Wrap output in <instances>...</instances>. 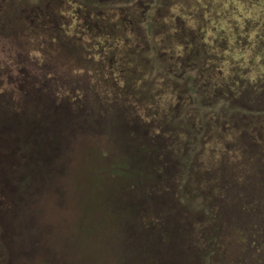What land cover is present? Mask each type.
I'll use <instances>...</instances> for the list:
<instances>
[{
    "label": "rangeland",
    "instance_id": "rangeland-1",
    "mask_svg": "<svg viewBox=\"0 0 264 264\" xmlns=\"http://www.w3.org/2000/svg\"><path fill=\"white\" fill-rule=\"evenodd\" d=\"M180 188L264 264V0H0V264L183 263Z\"/></svg>",
    "mask_w": 264,
    "mask_h": 264
},
{
    "label": "trees",
    "instance_id": "trees-1",
    "mask_svg": "<svg viewBox=\"0 0 264 264\" xmlns=\"http://www.w3.org/2000/svg\"><path fill=\"white\" fill-rule=\"evenodd\" d=\"M210 178H211L210 176H206V177L203 176L201 178L202 183L204 184L203 186L206 189V191L209 189L215 190L218 197H221V200H223L224 196L227 197L228 204L230 203L231 207L234 209V212L236 211L238 212V209H237L239 208V206H237L238 200L235 199L234 193L231 192L230 189L226 188L225 180L222 179L217 185L216 184L217 181L215 179L213 182L214 183L213 185V184H210V182L213 180ZM217 186H219V188ZM177 199H178V203L182 205L183 207L182 209L184 210L180 214L184 222V230H183L184 238L181 239L177 247L176 253L182 255L184 258L183 261L185 262V263L184 262L183 263L178 262V263L179 264H221L220 256L223 253V249H224L223 242H220V239H223L222 228L224 226V223H222L221 221H223L224 218H222L223 216L220 210L218 211L214 209L211 211L210 208L212 207L213 204H211V202L205 203L203 202L201 198H199L196 200V201H199V205L195 208L197 212L194 211V213H191L190 210L192 209L190 208V206L186 205V201L182 194V188H180V194ZM110 219L113 220L114 217L111 216ZM228 221H229L228 224L232 223V220L228 219ZM113 222L116 223V219H114ZM228 224L226 222L227 226ZM196 225H198L199 229L196 227ZM234 225L236 226L237 231H244L245 236H246V232H248V234L250 233V225L245 224V222L242 220V217L240 221L235 219ZM262 231L264 232V228L262 229ZM195 232H196V235H198V237L196 236L197 238L196 241L205 243L203 248H197L196 246H194L193 234H195ZM179 233L180 232L178 230H175L173 232V235L178 236ZM256 242H257L256 244L257 251L264 252V244H259L260 242L257 240L249 239V242H247V244H250V246L252 245L255 246ZM159 243L160 244L157 243L156 246L154 247V253H153L154 255L153 254L152 255L154 257L153 259H155V262L157 261L158 264H162V263H165L160 256L161 254L160 251H163V250L160 249L159 247L161 246L163 247V244L161 242ZM237 244H240V243L237 242ZM167 246L169 245L166 244V247ZM150 250H148V253L151 254V252H149ZM170 251L172 250L170 249ZM241 253H242V250L240 249L239 254ZM173 254H174V251H173ZM114 255L115 256L118 255V249H114ZM134 262L135 260H132V264ZM235 264H243V263L237 262Z\"/></svg>",
    "mask_w": 264,
    "mask_h": 264
}]
</instances>
